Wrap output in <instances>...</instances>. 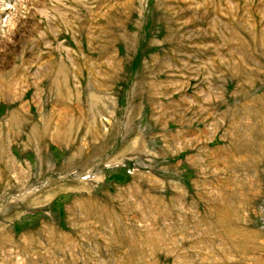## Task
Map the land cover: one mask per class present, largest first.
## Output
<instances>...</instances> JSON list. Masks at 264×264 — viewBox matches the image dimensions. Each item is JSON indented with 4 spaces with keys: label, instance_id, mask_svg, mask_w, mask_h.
Listing matches in <instances>:
<instances>
[{
    "label": "rangeland",
    "instance_id": "1",
    "mask_svg": "<svg viewBox=\"0 0 264 264\" xmlns=\"http://www.w3.org/2000/svg\"><path fill=\"white\" fill-rule=\"evenodd\" d=\"M0 264H264V0H0Z\"/></svg>",
    "mask_w": 264,
    "mask_h": 264
}]
</instances>
